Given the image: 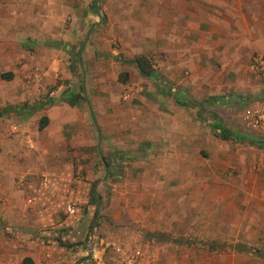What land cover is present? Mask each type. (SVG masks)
Returning <instances> with one entry per match:
<instances>
[{
	"label": "crops",
	"instance_id": "0c3cea01",
	"mask_svg": "<svg viewBox=\"0 0 264 264\" xmlns=\"http://www.w3.org/2000/svg\"><path fill=\"white\" fill-rule=\"evenodd\" d=\"M89 1L76 7L71 0H0L1 88L22 77L53 92L42 102L48 93H26L20 84L18 92L0 93V111L26 121L20 131L36 116L45 119L40 133L49 161L66 168L49 175L53 188L68 180L76 235L93 223L99 241H142L155 255L154 242L195 225L197 211L207 210V226L225 224L210 211L217 194L230 192L229 168L247 169L241 145L250 143L221 139L213 127L227 128L210 112L225 105L218 97L225 93L247 94L245 108L264 101L257 94L264 79L247 69L253 55H264V0H104L100 15L88 10ZM66 18L72 22L63 29ZM87 33L75 68L71 46ZM136 57L147 58L151 77L140 74ZM257 179L262 201L255 208L262 211L263 171ZM93 188L100 192L95 203ZM184 215L191 216L184 222ZM255 233H264L262 218ZM46 256L41 264H68Z\"/></svg>",
	"mask_w": 264,
	"mask_h": 264
},
{
	"label": "rangeland",
	"instance_id": "374dc122",
	"mask_svg": "<svg viewBox=\"0 0 264 264\" xmlns=\"http://www.w3.org/2000/svg\"><path fill=\"white\" fill-rule=\"evenodd\" d=\"M84 1L71 0L76 7L84 4ZM103 1L90 0L88 10L97 9L100 15ZM35 14L37 16L39 12L35 10ZM101 15L104 17V13ZM69 22H72V18H66L61 27L66 28ZM90 26L91 24H88V28H91ZM90 33L79 35L71 46L73 49L70 61L75 68L77 54L82 49L81 44L87 42L89 36L87 40L86 37ZM23 67V63L17 65L22 73ZM2 70L3 68L0 73ZM20 78L12 89L1 88L0 84V93L18 92L20 84H23L26 93H48L42 102L50 100V93H53L51 89L45 88L40 81L35 83L31 82L30 78ZM75 86V89L80 91V85ZM65 90L62 89L59 93ZM257 94L261 101L264 93ZM232 96L236 98L234 103L227 104ZM218 97L226 103L224 106L214 107L218 108L216 113L210 112L215 114L216 122L225 126L230 133L248 134L252 136V140L253 137H260L241 126V116L248 105L245 101L247 94L225 93ZM36 117L38 122L28 126L27 131H20L18 127H26L27 122L16 121L19 118L17 115L0 111V264H35L32 257L36 264H41L43 255H47L48 261L58 262L60 258H65L68 264H76L89 253L91 258L81 264H126L128 255L133 256L131 264H264V233L261 237L259 234L255 235L257 218H262L264 223V210L255 208V205L262 201L256 190L259 185L257 178L261 171L264 172V163H261L260 158L264 155V147L253 143L255 139L250 145H241L248 160L247 169L240 172L229 168L226 177L230 192L224 196L217 194L216 206L210 211L215 214L216 221L220 220L225 224L207 226V210L197 211L199 219H195V225H184L175 238L155 241L154 246H157L158 250L153 255L141 245L142 241H99L95 237L98 225L93 223L81 236L72 231L67 205L72 204L76 208V202L69 200V193L64 191L63 184L68 180L57 179L55 182L61 188H53L49 175L52 168L59 171L66 168L62 162L52 164L49 161L46 140L40 133L42 129L39 128L40 122L45 125V119ZM231 141L236 142L234 139ZM103 164L108 169L112 168L110 161H103ZM93 189L95 192L92 190L89 193L91 203L98 201L100 194ZM226 204L230 206L227 207ZM104 206V202L99 205L101 209ZM190 216L184 215V222L189 220ZM116 248L120 250L116 251Z\"/></svg>",
	"mask_w": 264,
	"mask_h": 264
},
{
	"label": "built area",
	"instance_id": "2783aa9c",
	"mask_svg": "<svg viewBox=\"0 0 264 264\" xmlns=\"http://www.w3.org/2000/svg\"><path fill=\"white\" fill-rule=\"evenodd\" d=\"M248 71L254 76L264 79V55H253L248 63ZM241 126L243 129L254 132L264 140V101L262 103L254 104L246 107L241 116ZM75 213V206L67 205V214L73 215ZM120 248H116L119 251ZM127 263H133V256L128 255Z\"/></svg>",
	"mask_w": 264,
	"mask_h": 264
},
{
	"label": "trees",
	"instance_id": "16d2710c",
	"mask_svg": "<svg viewBox=\"0 0 264 264\" xmlns=\"http://www.w3.org/2000/svg\"><path fill=\"white\" fill-rule=\"evenodd\" d=\"M133 63L136 64V66L138 67V69L140 71V74L142 76H144V77H151L152 76V72L150 70L149 61L147 60V58H145V57H136L133 60ZM77 98H78V96H75L73 98V100L70 101V102L71 103H75ZM10 108L16 114H19V111L23 110L22 107H14V108L10 107ZM43 127H44V123L40 122L39 128L41 129ZM213 128L215 130L219 131L220 138L223 139V140H231L232 138H234V140L241 141V142L245 141V140H247L249 143L253 142L252 137H250L249 135H240V134L233 135L227 129H225L222 126H219V125H217V126L215 125ZM253 143L263 145L264 144V140L260 138L257 142L254 141ZM29 264H33V263L30 262Z\"/></svg>",
	"mask_w": 264,
	"mask_h": 264
},
{
	"label": "water",
	"instance_id": "95a60500",
	"mask_svg": "<svg viewBox=\"0 0 264 264\" xmlns=\"http://www.w3.org/2000/svg\"><path fill=\"white\" fill-rule=\"evenodd\" d=\"M88 36H89V35H87L86 40H87ZM85 42H86V41H85ZM90 258H91V254L89 253V255H88L87 257H85V258L79 260L76 264H81V263H83L84 261L89 260Z\"/></svg>",
	"mask_w": 264,
	"mask_h": 264
}]
</instances>
